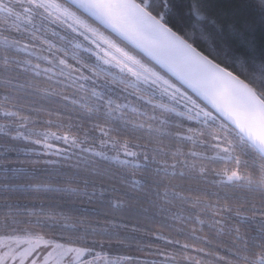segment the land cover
Segmentation results:
<instances>
[{"label":"snow or ice","instance_id":"1","mask_svg":"<svg viewBox=\"0 0 264 264\" xmlns=\"http://www.w3.org/2000/svg\"><path fill=\"white\" fill-rule=\"evenodd\" d=\"M0 264H264V0H0Z\"/></svg>","mask_w":264,"mask_h":264},{"label":"trees","instance_id":"2","mask_svg":"<svg viewBox=\"0 0 264 264\" xmlns=\"http://www.w3.org/2000/svg\"><path fill=\"white\" fill-rule=\"evenodd\" d=\"M162 244V242H160Z\"/></svg>","mask_w":264,"mask_h":264}]
</instances>
